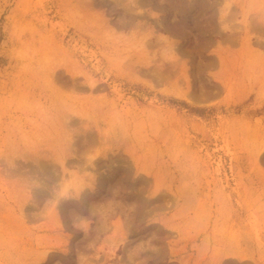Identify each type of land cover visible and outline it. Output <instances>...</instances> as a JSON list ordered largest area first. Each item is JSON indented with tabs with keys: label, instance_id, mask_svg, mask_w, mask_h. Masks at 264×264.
<instances>
[{
	"label": "rangeland",
	"instance_id": "1",
	"mask_svg": "<svg viewBox=\"0 0 264 264\" xmlns=\"http://www.w3.org/2000/svg\"><path fill=\"white\" fill-rule=\"evenodd\" d=\"M0 264H264V0H0Z\"/></svg>",
	"mask_w": 264,
	"mask_h": 264
}]
</instances>
